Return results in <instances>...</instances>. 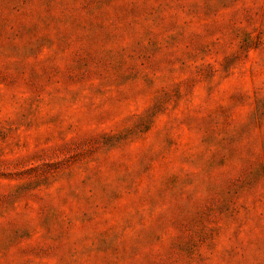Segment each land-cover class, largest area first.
<instances>
[{
  "label": "rangeland",
  "instance_id": "rangeland-1",
  "mask_svg": "<svg viewBox=\"0 0 264 264\" xmlns=\"http://www.w3.org/2000/svg\"><path fill=\"white\" fill-rule=\"evenodd\" d=\"M0 264H264V0H0Z\"/></svg>",
  "mask_w": 264,
  "mask_h": 264
}]
</instances>
